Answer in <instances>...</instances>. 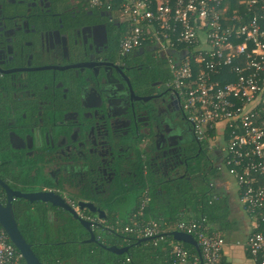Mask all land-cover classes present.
Listing matches in <instances>:
<instances>
[{
  "label": "flooded vegetation",
  "instance_id": "af4514ba",
  "mask_svg": "<svg viewBox=\"0 0 264 264\" xmlns=\"http://www.w3.org/2000/svg\"><path fill=\"white\" fill-rule=\"evenodd\" d=\"M121 27L112 12L88 0H0L2 203L7 187L54 191L80 218L109 233L113 204L129 182V162L139 168L133 188L143 183L142 169L155 194L207 184L212 158L196 141L164 57L152 48L122 52ZM157 70L161 76L154 75ZM153 127L155 143L145 147ZM80 202L97 209L81 208ZM12 207L17 221L27 209L56 221V215L70 213L17 195ZM28 234L31 240L47 237Z\"/></svg>",
  "mask_w": 264,
  "mask_h": 264
},
{
  "label": "built area",
  "instance_id": "2783aa9c",
  "mask_svg": "<svg viewBox=\"0 0 264 264\" xmlns=\"http://www.w3.org/2000/svg\"><path fill=\"white\" fill-rule=\"evenodd\" d=\"M120 11L121 51L144 45L165 56L189 119L200 138L226 124L225 163L238 181L240 200L253 213L246 250L264 264V0H88ZM184 52L175 57L172 51ZM195 233L205 264H220L226 239L202 222L179 221ZM178 229V230H179ZM132 230V228H127ZM138 236L160 231V222L136 225ZM185 262L188 250L175 246ZM0 264H25L0 224Z\"/></svg>",
  "mask_w": 264,
  "mask_h": 264
},
{
  "label": "trees",
  "instance_id": "16d2710c",
  "mask_svg": "<svg viewBox=\"0 0 264 264\" xmlns=\"http://www.w3.org/2000/svg\"><path fill=\"white\" fill-rule=\"evenodd\" d=\"M98 9L110 11L107 6L100 7ZM121 24L122 27L118 37L119 46L121 45L122 37L125 34L123 23ZM140 48H152L158 55L157 47L154 45H144ZM171 54L175 57H182L184 55V52H176L173 50ZM163 57L168 67L167 79H171L173 82L171 68L165 56ZM154 75L161 76L162 72L160 70L154 71ZM262 115L264 114H261V119ZM193 128L196 141L199 142L200 145L202 144L205 150H207L209 143L208 139L211 136L210 133L212 134V131L208 130L206 137L200 138L195 131L194 123ZM3 144H5V142ZM201 154L202 153H200L199 156L195 158L198 165H200L201 163V161L199 160L202 156ZM224 164L226 165L225 161ZM206 180L207 184H204V186H199L201 183L195 185L197 186L199 191L194 196L191 202L193 203V215L186 216L180 214L181 212H185V210L181 208L186 203L184 200H182L181 203L176 202L175 206L173 204L174 209L170 208L171 210L169 212L168 210H165L167 211V213H160L159 210L153 209V204H151V206L145 209L146 214L144 216V214L139 213L140 207H138L133 211L137 216L135 217V219H131V217L128 216L126 217L127 221H122L119 220V218H117L116 216H113L107 236H105L103 233H100L102 228L101 226H93L94 233L99 232V234L103 236V238H105L103 240H85L84 237L90 235V231L82 224V222L76 219L75 220L79 222V226L70 224L69 226H67V231L69 236H78V238H53L52 234L47 233L46 239L31 240L28 238V233L32 232L33 234H42L39 231V227L47 226L45 222L47 220L46 215L43 216L44 219L43 217L41 219L32 211V209H27L26 217L19 219L18 222L23 234L28 238L29 242L33 243V249L35 253L43 261L44 264H205L202 259V252H198L197 248L190 243L176 240L171 232L179 229L177 224L182 220L188 222L192 221L193 223L202 222L203 224L209 226L207 231L211 233H216L214 232L215 230L225 231L226 229L231 231L233 229V224L230 223L228 219V208L224 205L225 200L217 192L216 186L212 184L211 181H209V176L206 178ZM143 182L144 187H146L151 183V179L148 182V178L146 181L143 178ZM239 194L241 195L240 187ZM149 195L151 198L150 203H153L156 194L153 193L152 190H149ZM121 198L122 196H120L119 199ZM245 210L247 211V209ZM111 211L115 214L114 207ZM247 212L253 219V213L249 211ZM143 218L145 221L143 220ZM39 219L40 221H44V224L41 226H39ZM150 219L160 222V231L152 236H146L150 237L149 240L140 241V238L145 236H138L135 230L136 225H138V223L148 224ZM210 225H214V227ZM94 227L95 229H97V231L94 229ZM130 227L132 228V230H127V228ZM47 231L50 232L49 228H47ZM252 232L253 226L245 242L243 243L244 245H246L249 235ZM227 234L230 235L231 233L228 232ZM64 235V233L60 232V236ZM192 235L198 240L195 233H192ZM222 236L225 238L223 234ZM180 244H182L189 252L187 260L185 262H182L181 257L178 256L175 252V246ZM105 245H128L129 249L123 253H116L109 250L107 247H105ZM219 263L229 264L224 253L220 257Z\"/></svg>",
  "mask_w": 264,
  "mask_h": 264
},
{
  "label": "crops",
  "instance_id": "0c3cea01",
  "mask_svg": "<svg viewBox=\"0 0 264 264\" xmlns=\"http://www.w3.org/2000/svg\"><path fill=\"white\" fill-rule=\"evenodd\" d=\"M113 15V14H112ZM124 28V27H123ZM188 115V114H187ZM220 127V126H219ZM216 128V127H215ZM215 128L210 129L212 131V134L210 133L209 137V143H208V150L210 153V156L213 161V167L211 168L209 172V181H211L212 184L216 186V190L219 193V195L225 200L224 205L228 208V219L230 223L233 224V229L231 231L226 230H215L214 232L224 235L226 238V246L224 248V255L229 262V264H255L253 258L249 255L248 251L246 250L245 245L243 244L249 234V232L252 230V217L251 215L245 210L241 200H240V194H239V185L237 183V180L233 174H231L227 166L224 164L225 161V150L224 146L226 144V128L225 132L219 133L216 132ZM181 133V130H180ZM155 143V140L149 141L147 138L144 139L143 145L150 147ZM219 163V164H218ZM137 165H135V162L132 163L129 162V165H127L126 168V175L129 179V182L127 185H125L123 191L121 192V199H118L120 203L123 205L126 204L128 200L132 202L131 205H126L128 209H137L140 207L139 213L144 214L145 216V209L151 204H153V209L159 210L160 213H167L171 210L170 208H173L176 205V202H180L184 200L186 203L181 208L185 210V212H181L180 214L190 216L192 214V207H193V194H189L191 191L188 188L183 189H175L172 188L167 193L164 192H157L156 197L154 199L153 203H150V195L149 185L146 186V189H144V182L142 185H140V188L138 190L141 191L140 195L138 197L131 196L130 198H127L128 193L134 189V182L133 178L137 176V172L139 168H136ZM141 176L144 177V180L146 181L148 178V182L150 180L149 174L147 175L144 171V169L141 170ZM200 186V185H199ZM195 191H199L196 186L193 187ZM185 189V190H184ZM176 191V192H174ZM171 193H175V195H172ZM167 194V195H166ZM164 195V196H163ZM153 200V199H152ZM118 201L116 202L118 204ZM142 204H141V203ZM129 213V212H127ZM125 213V217H131V219H135L136 213L132 214ZM117 214V212L115 213ZM119 214V213H118ZM131 215V216H130ZM134 215V216H133ZM120 220V215H115ZM163 217V216H162ZM122 218V217H121ZM144 220V218H143ZM124 221V220H122ZM145 221V220H144ZM153 221L157 220H149V223H152ZM159 222V221H158ZM210 224V223H209ZM213 226L214 225H210ZM230 232L231 234H227Z\"/></svg>",
  "mask_w": 264,
  "mask_h": 264
},
{
  "label": "water",
  "instance_id": "95a60500",
  "mask_svg": "<svg viewBox=\"0 0 264 264\" xmlns=\"http://www.w3.org/2000/svg\"><path fill=\"white\" fill-rule=\"evenodd\" d=\"M155 137V127L147 134L145 138L149 141L153 140ZM8 188V200L6 204L0 201V224L7 232L10 240L13 244L21 251L23 254L26 264H44L43 261L38 257L33 249V243L29 242L23 232L21 231L18 221L15 216V212L12 207L13 196L17 195L19 197H24L29 200H41L44 202H49L52 205L60 206L67 209L74 217L78 218L82 224L90 231L91 238L87 239L88 241L97 240L94 234L92 223L88 220L82 219L79 217L76 209L68 204L65 201V198L60 194L54 191H40L35 193H23L20 191H13L11 188ZM81 208L84 206L94 207V210L97 208L93 206L91 202H80ZM173 237L178 241H183L194 245L198 252L201 253L200 245L197 239L190 233L174 230L171 232ZM150 237H141L140 241L149 240ZM109 250L116 253H123L129 249V246H117V245H105Z\"/></svg>",
  "mask_w": 264,
  "mask_h": 264
},
{
  "label": "rangeland",
  "instance_id": "374dc122",
  "mask_svg": "<svg viewBox=\"0 0 264 264\" xmlns=\"http://www.w3.org/2000/svg\"><path fill=\"white\" fill-rule=\"evenodd\" d=\"M112 14H114V16H119L120 15V11L114 9L112 11ZM114 18H116V17H114ZM225 128H226V124L223 121H221V122L217 123L215 130H216V132L223 133V132H225ZM145 147H143L142 145H140L139 147L137 146V148L139 150H141V151L145 150L144 149ZM198 179H201V178H198ZM124 182L125 181L121 182L122 186H123ZM193 184H194V182H193ZM189 185L191 186L192 184L190 183ZM138 189H140V188L132 189L128 193V195H127L128 197L127 198H130L131 196H133L135 198L138 197V196H142V195L139 194V192L141 193V191L138 190ZM144 189H146V187ZM174 192H176V191H174ZM197 193H198V191H195L193 187H192L191 191L189 192V194H193V197ZM171 194L175 195V193H171ZM131 204H132V202L130 200H128L125 205H123L119 201H118V204L115 202L113 204V207H114L115 213L117 212V214H114V215H117V216L120 215V220L127 221V218L125 217V215H126L125 213L129 212L132 215V214H134L133 211L135 210L134 208L128 209V207L126 206V205H131ZM129 213H127V214H129ZM56 218H58L57 221L53 219L52 215H47V220L45 221L47 226L46 227H39L40 228V233H42V234L43 233L44 234L50 233V234L53 235L52 236L53 238H58L60 236V232H62L65 235L64 236H60V238H63V237H67L68 238L69 235H68V231H67V226H69L70 224H73V225L75 224L76 226H79V222L76 221L75 217L72 216L70 213L63 214V215H59L58 214V215H56ZM39 221H40V219H39ZM40 223H41V221H40ZM40 226H41V224H40ZM47 228H49L50 232L47 231ZM105 231L101 230L100 233H103L105 236H107L108 234Z\"/></svg>",
  "mask_w": 264,
  "mask_h": 264
}]
</instances>
